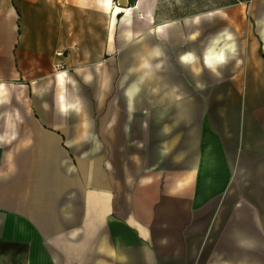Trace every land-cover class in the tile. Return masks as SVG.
I'll list each match as a JSON object with an SVG mask.
<instances>
[{
    "label": "crops",
    "instance_id": "0c3cea01",
    "mask_svg": "<svg viewBox=\"0 0 264 264\" xmlns=\"http://www.w3.org/2000/svg\"><path fill=\"white\" fill-rule=\"evenodd\" d=\"M139 2L0 0V264H264V23Z\"/></svg>",
    "mask_w": 264,
    "mask_h": 264
},
{
    "label": "rangeland",
    "instance_id": "374dc122",
    "mask_svg": "<svg viewBox=\"0 0 264 264\" xmlns=\"http://www.w3.org/2000/svg\"><path fill=\"white\" fill-rule=\"evenodd\" d=\"M157 6L160 18L167 20L172 19V17L190 18L189 22H192L190 25L193 29L199 27L198 18L200 15L203 21H206L208 31L211 26H216V24L220 26L222 24L225 28L237 27L242 31V35H248V32L254 28L255 33L259 35V29L264 23L263 17L258 13L264 9V0H158ZM193 18H195L194 21ZM108 157L110 158V155ZM125 163L128 165L129 161ZM125 180L129 184L121 185V193L118 196V200L122 203V213L127 215L138 211V204L132 198V196L135 197L137 185L130 183V180H133L131 178L126 177ZM169 184L167 182L162 184L155 183L150 191L147 192V195H149L147 199L143 198V202L153 206V211L157 213L151 216L152 238L156 241L163 239L165 236V230L161 228L165 217H162L161 213L163 204L169 201L168 198H162V186H168ZM188 199L193 200L192 197L185 198L183 196H174V198L169 200L177 207L179 203H184ZM179 215L178 213H171L172 220L174 218L179 220ZM172 232L175 233L174 231Z\"/></svg>",
    "mask_w": 264,
    "mask_h": 264
},
{
    "label": "bare ground",
    "instance_id": "6f19581e",
    "mask_svg": "<svg viewBox=\"0 0 264 264\" xmlns=\"http://www.w3.org/2000/svg\"><path fill=\"white\" fill-rule=\"evenodd\" d=\"M145 1H147V0H140L139 7L140 6H143V4L145 3ZM153 1H155V0H152V2ZM115 10H116V12H120L122 9L120 7H116ZM124 11L128 12L129 15H130L133 12V7H126V8H124ZM226 37H228V39H229L230 42H233V39L231 38L232 37V34L231 33L228 32L226 34ZM216 42H217V40H214L213 42H211L209 44V46H208L207 51H206V56H207L208 62L210 64L213 63L214 55H217L216 54V49H215L216 48V44H217ZM227 51L228 50L221 51L220 52V56H227L226 55L227 54ZM61 76H62V74L60 75V77ZM61 79H63V78L61 77ZM17 94H18V97L16 99V104H15L14 112L12 113L11 120H10L11 130L14 129V125L16 123L17 118L19 116H21V110H19V106L21 104H25V102H24L25 99L23 98L24 94L22 93V91L21 90L20 91H17Z\"/></svg>",
    "mask_w": 264,
    "mask_h": 264
}]
</instances>
